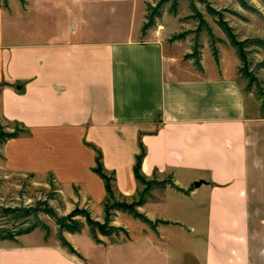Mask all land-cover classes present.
<instances>
[{
  "label": "crops",
  "instance_id": "0c3cea01",
  "mask_svg": "<svg viewBox=\"0 0 264 264\" xmlns=\"http://www.w3.org/2000/svg\"><path fill=\"white\" fill-rule=\"evenodd\" d=\"M32 3L0 7V119L29 130L5 143L9 167L50 172L82 196L97 184L105 200L96 147L116 181L124 173L131 181L118 190L125 200L144 190L134 173L142 141V173L168 172L182 190H150L138 209L162 220L155 228L117 211L112 223L126 232L100 241L88 225L64 232L78 254L57 240L1 248L0 264H264V108L244 89L236 50H222L218 61L204 52L203 71L187 75L161 39L140 38L144 15L136 33L108 37L79 25L85 0ZM53 140L63 144L61 170L23 167L14 156L16 144L34 150ZM198 198L206 210L199 226Z\"/></svg>",
  "mask_w": 264,
  "mask_h": 264
},
{
  "label": "rangeland",
  "instance_id": "374dc122",
  "mask_svg": "<svg viewBox=\"0 0 264 264\" xmlns=\"http://www.w3.org/2000/svg\"><path fill=\"white\" fill-rule=\"evenodd\" d=\"M159 1L160 0H85V21L84 23L81 21L79 25L83 26L85 30H91L95 34L101 33L108 37L126 35L131 32L136 33L143 21V15L146 22L148 3L156 5ZM191 1L192 0H177L176 7H173V0L165 2L162 7L161 17L157 18L154 25L147 29L145 33L143 31L140 33L141 39H161L165 43L166 51L176 56V64L182 70L186 71L185 74L187 75L202 72L195 66L193 58L186 57L187 54L191 53L196 47L198 50H201V58H203L204 52L212 51L208 31L205 29L198 31L199 21L193 15L194 11L191 7ZM193 1L204 18L208 21L215 35L223 40L216 43L219 53L222 50L230 51L232 49L235 50V48L231 44L227 34L218 24V17L210 14L208 11V6L221 12L224 20L233 27L239 40L254 37L264 38L263 0H245L253 10L244 8L240 0ZM8 3V7H3L0 1V7L7 13L12 8V10L17 11L19 8L23 10L27 8L26 6H33L32 0H25V3H22L21 0H9ZM185 32L186 36L184 38L176 37ZM196 39L198 43H196ZM245 50L247 62L249 63V71L254 72L259 79L263 80L261 76L264 68H259L258 65L264 61V48L252 45L246 47ZM240 65L245 67L242 61H240ZM240 80L245 88L248 81L241 76V73ZM18 127L19 125L16 123L0 119V130L13 131ZM27 133L28 132L21 130L19 136L26 135ZM5 143L0 146V206L32 205L38 200H45L48 198L47 196H49V194L57 192L55 193L57 194V198L51 199L49 202L59 216L64 217L69 214L75 208L76 202H78L82 206L87 205L92 211V216L103 221L107 199H103L101 187L95 184L93 187L89 188L90 190L82 188V196L79 194L78 188L75 186L73 187L72 183L68 182V180L61 179L62 183L60 182V185L55 181L54 175L50 172L31 171L25 168L18 170L13 166L9 167ZM35 144L37 143L34 142V145ZM61 147H63V144L60 140H53L50 142L39 141L38 144L34 146V150H31L29 147L26 148L21 143L20 145L16 144L13 148V153H15L14 156L19 158V162L23 167L42 168L44 165H52L56 169L61 170L63 166V157L58 152ZM107 172L112 174V172L108 170ZM66 175L67 174H65V176ZM60 176L64 177V174H60ZM154 177L158 180L167 178L172 180V176L169 175L168 172L164 173V175L156 174L151 178ZM52 181L54 185H52ZM129 181L125 173L122 174V178L119 175L118 181H116V179L113 181L115 194L119 200H124V198L121 194H118L120 193L118 190L122 191L121 188L123 186L131 183V181ZM88 193H90L91 198H83L86 197ZM129 195L132 196H128L127 199L125 198L128 202L133 199L137 200L140 193ZM168 202L170 203L169 200ZM200 202V198H198V200L195 199L192 209V212L198 219V226L201 224L200 219L204 222V215L206 213L203 202ZM147 209H151L150 206ZM261 209L262 216L264 217V202L261 205ZM41 216L51 227L50 236L47 237L45 231L38 228L31 233L20 236L18 242L9 240L1 241L0 249L20 248L26 244H51L57 242L58 226L55 220L45 213ZM120 218H122L121 215ZM181 239L184 242H190L185 235H183ZM80 240L82 245L86 244L87 237L84 233L80 236ZM97 251V255H99L100 250Z\"/></svg>",
  "mask_w": 264,
  "mask_h": 264
},
{
  "label": "trees",
  "instance_id": "16d2710c",
  "mask_svg": "<svg viewBox=\"0 0 264 264\" xmlns=\"http://www.w3.org/2000/svg\"><path fill=\"white\" fill-rule=\"evenodd\" d=\"M4 7H8L9 0H0ZM169 0H160L156 5L148 3L147 5V14L146 22L142 26V31L145 33L147 29L152 27L157 18L162 15V7L165 2ZM264 1V0H263ZM22 3H25V0H21ZM173 7H176L177 0H173ZM241 5L244 8L251 9V6L245 1L240 0ZM191 7L194 11L193 15L198 19L199 26L198 31L205 29L208 31L210 36V43L213 55L216 60L219 59V49L216 46L218 41H223L221 38L217 37L213 32L208 21L204 18L203 14L197 8L195 2L191 1ZM208 11L210 14L218 17V24L222 30L227 34L228 38L231 41V44L236 50L240 61H242L245 67H240L241 76L247 79V86L245 90H255L257 96L261 100V107L264 108V80H261L257 77L254 72L249 71L248 62L246 58V47L248 46H259L264 48V38L254 37L247 38L244 40H239L237 34L234 32L233 27L224 20L221 12L215 8L208 6ZM186 32L177 35L178 38H184ZM196 43H198L196 39ZM197 46V45H196ZM188 58H193L195 66L198 70L203 71L202 61H201V50H198L196 47L193 51L186 55ZM259 68H264V61L258 65ZM1 85V84H0ZM19 125L17 129L13 131L9 130H0V146L7 142L9 139L16 138L20 135L21 130L28 132L29 130L22 124L16 123ZM96 150V165L93 170L104 180L105 188L107 192V201L105 204V214L104 220L100 221L92 216L91 210L86 205H81L76 202L75 208L66 216H59L56 210L51 206L50 200L57 198V192L49 194L45 200H38L35 204L32 205H19V206H0V242L1 241H13L18 242L19 237L31 233L35 229H42L45 231L46 236L51 235V227L42 219V214L45 213L53 218L58 226L57 238L60 244L67 248L68 251L78 254L76 249L73 247L70 241L64 235L65 231L76 233L81 232L85 225L89 226L90 233L96 241H100L99 234L102 235H118L121 232H126V229L122 226L114 225L112 222L116 216L117 211L126 212L132 215L134 218L141 220L142 222L148 224L150 227L155 228L159 222L162 220L152 221L146 214L139 211V206L143 205L149 196L151 189L156 187H166L170 185L179 190L182 188L174 184L173 180L170 178L164 180H158L154 178H147L141 171L142 161L146 155V147L142 141H140V152L137 155L136 163L134 166V173L137 180L144 185V190L140 193V196L137 200L128 202L126 200H119L116 197L113 181L115 180L114 174H109L103 163V154L102 152L94 147ZM157 171V170H156ZM156 172L154 173V176ZM54 185L53 181L51 182Z\"/></svg>",
  "mask_w": 264,
  "mask_h": 264
},
{
  "label": "water",
  "instance_id": "95a60500",
  "mask_svg": "<svg viewBox=\"0 0 264 264\" xmlns=\"http://www.w3.org/2000/svg\"><path fill=\"white\" fill-rule=\"evenodd\" d=\"M201 183H202V181L200 180V181L195 182L194 185L199 186Z\"/></svg>",
  "mask_w": 264,
  "mask_h": 264
}]
</instances>
